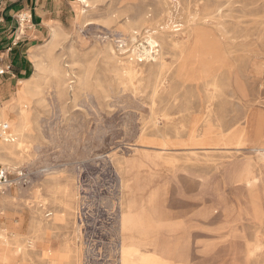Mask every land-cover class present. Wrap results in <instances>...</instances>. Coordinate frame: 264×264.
I'll return each instance as SVG.
<instances>
[{
	"label": "rangeland",
	"instance_id": "rangeland-1",
	"mask_svg": "<svg viewBox=\"0 0 264 264\" xmlns=\"http://www.w3.org/2000/svg\"><path fill=\"white\" fill-rule=\"evenodd\" d=\"M72 1L6 105L26 117L0 131V264H126L133 241L167 264H242L209 235L224 212L239 225L244 176L263 202L264 0ZM127 212L148 221L143 243Z\"/></svg>",
	"mask_w": 264,
	"mask_h": 264
},
{
	"label": "crops",
	"instance_id": "crops-1",
	"mask_svg": "<svg viewBox=\"0 0 264 264\" xmlns=\"http://www.w3.org/2000/svg\"><path fill=\"white\" fill-rule=\"evenodd\" d=\"M72 0H0V119L2 111L12 100L20 85L30 78L33 70V57L44 43L48 29L55 23L67 20ZM25 14L29 23L24 28L17 27V18ZM19 32L21 34H19ZM18 95V94H17ZM213 211L210 223L214 224L217 216ZM144 216L127 212L120 216L121 231L138 229L140 239H146ZM143 222H146L143 224ZM210 251L214 254L217 240L223 239L221 232L213 230ZM125 250L126 264H167L155 254H141L139 243L131 242L121 246ZM121 256V253H120ZM242 261V260H241ZM240 264V263H239Z\"/></svg>",
	"mask_w": 264,
	"mask_h": 264
},
{
	"label": "bare ground",
	"instance_id": "bare-ground-1",
	"mask_svg": "<svg viewBox=\"0 0 264 264\" xmlns=\"http://www.w3.org/2000/svg\"><path fill=\"white\" fill-rule=\"evenodd\" d=\"M81 1L85 2L84 0H81ZM54 36L55 35L53 33L52 37L54 38ZM164 66H165V63L162 61H159L158 67L160 68V70H162ZM180 74H182V73H180ZM177 75H179V74H177ZM207 80H206V83H208ZM22 84H24V83H22ZM17 94H18V99L20 101L23 100L25 98V95L28 94V88L25 85H23L22 87L18 88ZM218 95H220V94H218ZM213 96H214V94H211V95L207 94L206 95L205 107L203 106L204 110H205L204 113L206 115H210L214 112V108L209 109V106L213 107V102H214ZM5 111H6L5 109L2 111L1 117L3 119L5 118L6 122H4L3 124H0V127L6 126L8 129H11V133L15 132L16 134L21 135L23 128H24V120L26 117L25 113H21L19 120L17 122H14V121L10 120L9 118H7V116H6L7 114L5 113ZM213 115H214V113H213ZM213 119H215V118H213ZM225 119H226V117H225ZM223 122H225V120ZM197 125H198V123H197ZM203 127H205V125H203ZM206 127H207V131H208L209 130L208 128H210V127H208V126H206ZM211 127H213V126H211ZM230 127H232V126H230ZM214 130H216V129H214ZM0 131H1V129H0ZM225 131H226V129H225ZM228 131H229V129H228ZM193 134H195V133H193ZM245 134H246V129L244 128V136H245ZM215 135H218V134H215ZM9 142H10V144L14 143V139H10ZM13 146L19 147L20 143L18 142L16 145H13ZM0 149H2L1 146H0ZM241 181H243L248 186L247 187L248 188V190H247L248 191V197L245 199L238 198V199L232 200V205H233L232 208L236 209L239 225L230 226L229 220L227 217V213L224 212L223 216H224L226 225H224L220 230H218V229H215V230H218L221 232V236H223V238L228 243V247H230L229 251H230V253H232V255L234 254V249H233L234 245L237 243L238 244L240 243V245L242 246V248L240 250V259L242 260V264H264V238L261 236V234H262L261 230L263 227H261V225H260L261 223H260L257 229L255 228L253 230V232H250L249 231L250 226L248 225L249 223H254L255 221H260V220L262 221L263 215H264V196L262 199L263 202H261V200L256 195L253 194V192L257 188V186L255 183V179L253 177H251L250 175L244 176L241 179ZM213 210L215 211V208H213ZM242 222H244V223H242ZM237 231H238V234H236ZM236 241H238V242H236ZM232 245H233V247H232ZM121 254L125 255V250L123 248H121Z\"/></svg>",
	"mask_w": 264,
	"mask_h": 264
},
{
	"label": "built area",
	"instance_id": "built-area-1",
	"mask_svg": "<svg viewBox=\"0 0 264 264\" xmlns=\"http://www.w3.org/2000/svg\"><path fill=\"white\" fill-rule=\"evenodd\" d=\"M17 22H18V25H17L18 29L24 28V26H25L24 24L29 23L25 16L22 17V14H20L18 16ZM19 34H21V33L19 32ZM0 74H3V71L0 70ZM7 131H8V129L6 126L1 127L2 135L9 137V135L6 134ZM9 178H10L9 174L6 172V170L0 169V189L3 187L9 186L12 183V181ZM23 178L24 177L22 175H19V181L23 180ZM24 181L25 180H23L22 182H24ZM0 215H1V213H0ZM83 264H89V261L87 259H84Z\"/></svg>",
	"mask_w": 264,
	"mask_h": 264
}]
</instances>
